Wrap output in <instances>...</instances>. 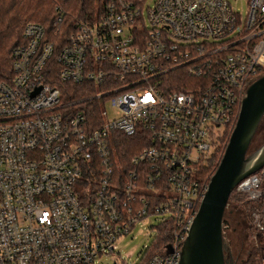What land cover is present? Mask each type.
I'll use <instances>...</instances> for the list:
<instances>
[{
  "label": "built area",
  "instance_id": "built-area-1",
  "mask_svg": "<svg viewBox=\"0 0 264 264\" xmlns=\"http://www.w3.org/2000/svg\"><path fill=\"white\" fill-rule=\"evenodd\" d=\"M245 1L242 15L230 0H101L55 42L25 24L0 78V264H94L154 216L174 228L139 264L179 263L207 188L199 165L264 74V0ZM176 67L187 91L168 88ZM65 83L90 94L65 101ZM263 182L264 167L236 190L254 201ZM252 215L264 264V206Z\"/></svg>",
  "mask_w": 264,
  "mask_h": 264
},
{
  "label": "trees",
  "instance_id": "trees-1",
  "mask_svg": "<svg viewBox=\"0 0 264 264\" xmlns=\"http://www.w3.org/2000/svg\"><path fill=\"white\" fill-rule=\"evenodd\" d=\"M100 4L101 0H0V78L11 75V52L15 46L24 42L22 30L26 23H39L45 27L49 40L54 42L62 41L74 22L78 20H93L99 12ZM165 78L169 89L182 91H187L188 85L192 80L189 79V75L183 67H176L170 70ZM51 84L61 85L57 80L51 81ZM63 85L62 87L65 89V101H80L90 94V92L85 91L83 86H75L68 83ZM84 104L88 106L94 103L88 101ZM263 120L264 117L260 126ZM229 136L230 133L226 132L212 158L207 163L199 165L198 174L201 178V183L208 184L222 157ZM134 147L130 145L127 138L120 139L117 143V151L121 159L126 162L130 155L134 153ZM262 189V196L254 201L247 200L246 195L236 190V188L230 193L228 199V204H234L243 210L245 222L248 224L250 232L253 229V225L251 224L253 219L252 214L261 213L264 206V182ZM224 225L225 219L223 218ZM172 228H174V223L172 222L164 226L157 225L155 240L147 248L146 252L153 254L160 251L163 243L169 239ZM250 258L251 250L249 258L240 264L250 261Z\"/></svg>",
  "mask_w": 264,
  "mask_h": 264
},
{
  "label": "water",
  "instance_id": "water-1",
  "mask_svg": "<svg viewBox=\"0 0 264 264\" xmlns=\"http://www.w3.org/2000/svg\"><path fill=\"white\" fill-rule=\"evenodd\" d=\"M263 117L264 74L243 94L236 124L183 240L178 264H229L223 244L225 209L238 183L264 167V142L251 150Z\"/></svg>",
  "mask_w": 264,
  "mask_h": 264
},
{
  "label": "rangeland",
  "instance_id": "rangeland-1",
  "mask_svg": "<svg viewBox=\"0 0 264 264\" xmlns=\"http://www.w3.org/2000/svg\"><path fill=\"white\" fill-rule=\"evenodd\" d=\"M230 2L239 13L245 14L247 7L245 0H230ZM152 3L153 0H146L144 9L147 8V5L151 6ZM109 113L111 114V111ZM219 130L223 131V128L221 127ZM262 142H264V120L255 136L251 150L258 147ZM224 219V252L230 258L227 263H242L249 258L251 250L250 261L254 264H260L259 251L256 247L258 237L255 235L253 219L251 221L253 229L250 232L248 224L245 222L243 210L234 204H227ZM157 223L158 219L155 216L138 221L129 233L116 240V251L119 254L102 255L96 259L94 264H139L147 248L155 240Z\"/></svg>",
  "mask_w": 264,
  "mask_h": 264
},
{
  "label": "flooded vegetation",
  "instance_id": "flooded-vegetation-1",
  "mask_svg": "<svg viewBox=\"0 0 264 264\" xmlns=\"http://www.w3.org/2000/svg\"><path fill=\"white\" fill-rule=\"evenodd\" d=\"M225 259L227 262L230 260V258H228L226 255H225Z\"/></svg>",
  "mask_w": 264,
  "mask_h": 264
}]
</instances>
